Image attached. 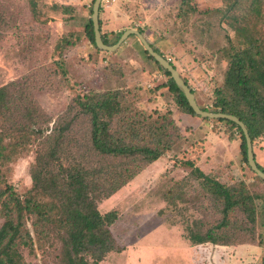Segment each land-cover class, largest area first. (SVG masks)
<instances>
[{
  "label": "rangeland",
  "instance_id": "obj_1",
  "mask_svg": "<svg viewBox=\"0 0 264 264\" xmlns=\"http://www.w3.org/2000/svg\"><path fill=\"white\" fill-rule=\"evenodd\" d=\"M48 1L45 4L43 0H0V87L17 81L26 107L21 108V115L29 110L27 119L15 117L16 125L20 121L31 133L36 127L54 131L57 125L68 123L77 115L76 98L86 92L130 89L126 100L127 96L132 99V89L138 88V103L134 106L153 116L171 110L184 134V139L165 153L163 159L150 163L129 183L96 203L100 213L113 210L118 216L109 227L118 250L103 255L98 264H196L186 254L192 247L191 237L197 230L201 234L208 228L213 234L234 242L260 243L264 250V205L261 204L264 183L240 162L238 133L234 134L235 140L229 141L224 122L186 118V114L178 112L165 86L167 76L148 59L134 35L128 36L114 52L95 50L84 35L93 0H75V6L69 4L71 10L64 13L55 6L67 5ZM190 1L116 0V21L102 29L111 31L108 38L113 41L114 30L119 33L142 27L149 41L187 80L197 103L209 107L227 66L221 52L227 46L224 33L232 39L235 34L226 25H220L221 15L214 12L216 8L223 10L227 0ZM191 6L196 11L190 13L187 7ZM204 10L210 11L204 13ZM249 20L252 16H247L244 22ZM81 115L66 130L70 141L67 149L75 153L72 156L79 154L80 162L91 164L93 160L94 164L121 163L120 159L88 156L86 137L90 126L88 118ZM40 147L39 140L31 141L11 159L4 163L0 160V189L11 186L15 194L26 196L32 183L30 167ZM193 159L195 164H201L204 173L223 185L245 182L247 192L259 196L253 202V222L248 211L235 207L227 212L225 226L216 229L224 215V202L215 200L202 179L195 178L190 167L184 166L185 160ZM260 161L264 163V155ZM172 189L175 194L179 190L182 197L167 198ZM3 221L0 217V227ZM24 222L32 246L17 243L23 261L63 264L56 238L59 228L47 226L53 232L49 241L34 233L31 217L25 216ZM96 253L85 254L88 264ZM249 258H252L250 253L245 261Z\"/></svg>",
  "mask_w": 264,
  "mask_h": 264
},
{
  "label": "trees",
  "instance_id": "obj_2",
  "mask_svg": "<svg viewBox=\"0 0 264 264\" xmlns=\"http://www.w3.org/2000/svg\"><path fill=\"white\" fill-rule=\"evenodd\" d=\"M183 2L191 1L181 0V3ZM227 2L223 10L214 9V12H219L221 15L218 19L220 25H226L235 34L232 39L228 33H224L227 46L221 48V52L227 61V66L223 81L221 86L214 90L215 97L209 107L197 104L201 109L209 112L235 115L243 122L250 137L254 161L264 172V165L259 164L255 153L264 150V0H227ZM243 4L246 5L241 13ZM55 7L61 8L63 13L71 10L70 6L56 5ZM100 9L101 6L99 11ZM187 9L190 13L196 11L194 6ZM208 11L210 10H204V13ZM247 16H252V20L245 23L244 19ZM98 22L103 42L106 45L115 44L122 32L111 41L108 38V32L101 30L99 13ZM136 29L153 50L165 58L163 53L144 35L143 28L136 27ZM84 35L95 50L104 51L95 45L90 17L84 24ZM136 39L139 42L137 37ZM123 42L119 47L123 45ZM66 43L70 45L67 41ZM139 44L148 59L152 60L157 69L167 76L165 86L173 96L179 109L177 111L200 117L188 105L185 96L170 74L148 55L140 42ZM169 62L177 70L175 65ZM181 78L190 88L187 80L182 76ZM18 87L17 81H10L0 87V160L4 163L11 159L21 149H25L31 141L39 140L41 147L37 150L35 160L30 167L32 183L26 196L20 197L15 194L11 186H7L4 190L0 189V217L4 219L0 227V264H26L17 249V243L25 244L27 247L32 244L31 236L25 229V216L31 217L34 233H39V238L43 236V239L50 241L53 232L50 228L48 230L49 224L59 228L56 231V238L60 242L63 264H88L85 254L95 251L97 253L91 260V264H98L103 255L118 250L109 229L118 216L113 210L100 213L96 203L100 198L110 196L129 183L150 163L163 159L165 153L180 139H184V134H181L178 126V119L171 110L165 114L156 113L153 116L137 108L138 88L132 89L134 90L131 94L133 100L128 96L125 100L130 89L123 91L119 88H108L101 92L91 90L77 97L75 102L79 112L69 120L70 122L57 125L54 131L52 129L45 131L36 127L31 133L21 126L20 121L18 126L15 123L16 116H19L20 120L27 119L26 115L29 111L21 115V108L25 105L21 100V89ZM191 91L194 94L192 89ZM81 114L88 118L90 126L86 137L88 156L99 159H120L121 163L106 165L98 160L99 162L94 164L93 160L91 164L80 162L79 154L78 157L72 156L75 153L67 149L70 141L66 130L75 118L82 116ZM200 118L224 122L227 126L224 133L227 134L229 141L235 140L234 134L238 133L240 162L252 175L264 183L248 166L246 143L241 128L233 121L223 118ZM183 164L190 167V173L195 178L202 179V183L215 200L224 202L222 207L224 215L216 225V229L225 226L228 220L227 212L235 207H242L243 210L248 211L249 220L254 221L253 202L259 196L247 192L245 182L225 186L204 173L201 165L195 164V159L185 160ZM168 193L167 198L171 200L182 197L179 190L176 194L173 189ZM262 199L261 204L264 205V194ZM223 237V235L213 234L211 228L201 234L197 230L191 237L193 240L191 244L254 243L246 240L234 242Z\"/></svg>",
  "mask_w": 264,
  "mask_h": 264
},
{
  "label": "crops",
  "instance_id": "obj_3",
  "mask_svg": "<svg viewBox=\"0 0 264 264\" xmlns=\"http://www.w3.org/2000/svg\"><path fill=\"white\" fill-rule=\"evenodd\" d=\"M45 4L48 0H43ZM50 1V0H49ZM48 1V2H49ZM57 3L65 4L69 6H75V0H70L69 3L67 0H54ZM88 1V0H82ZM113 1V3H110ZM101 0L100 6L101 9L99 11V17L101 21V30L103 31V27L107 26L109 22L116 21V17L118 16V8L115 5L116 0ZM74 4V5H73ZM70 6V7H71ZM109 19V20H108ZM105 24V25H104ZM111 31H108L110 34ZM113 35L119 34L121 31L116 32L112 31ZM112 35V33H111ZM186 118H191L194 116H190L188 114L184 115ZM256 160L259 164L264 165L260 160L264 155V150L256 151ZM219 161V160H218ZM201 165V164H199ZM202 167V166H201ZM213 167H217L213 165ZM191 244V243H190ZM192 247L188 248V258H193L194 263L196 264H261L260 260L263 258V247L257 243H241L237 245H214V244H191ZM182 252L184 249H181ZM193 251V252H192ZM192 253V254H191ZM251 254L252 258H249L245 261L248 254Z\"/></svg>",
  "mask_w": 264,
  "mask_h": 264
},
{
  "label": "water",
  "instance_id": "obj_4",
  "mask_svg": "<svg viewBox=\"0 0 264 264\" xmlns=\"http://www.w3.org/2000/svg\"><path fill=\"white\" fill-rule=\"evenodd\" d=\"M101 0H93L92 7H91V23L93 28V34H94V42L98 49L112 52L114 51L119 45L125 41V39L130 35H135L139 42L142 44L144 49L147 51L148 55L151 56L159 65H161L169 74L170 77L174 80L177 87L181 90L183 95L185 96L186 101L188 102V105L192 108L194 113L196 115H199L200 117H207V118H215V119H227L231 120L234 123H236L242 130L245 143H246V158L247 163L250 169L260 178L264 181V172L261 171L255 161L254 156L252 152L251 147V141L250 137L248 135L247 129L243 122L239 120L235 115L232 114H225V113H216V112H209L206 110H203L199 107L197 104V101L194 97V94L192 93L191 89L184 83L183 79L181 78L178 71L173 67V65L169 62L168 59L164 58L162 55L158 54L156 51L153 50V48L149 45V43L146 41L144 36L139 33L136 29H127L122 32V34L119 36L117 42L113 45H106L102 38L99 31V22H98V13H99V7H100ZM264 264V260H263Z\"/></svg>",
  "mask_w": 264,
  "mask_h": 264
}]
</instances>
